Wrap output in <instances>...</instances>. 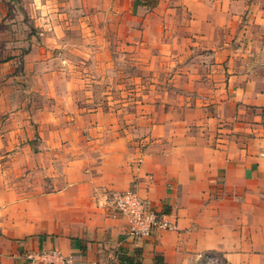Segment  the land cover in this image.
Masks as SVG:
<instances>
[{"label": "crops", "instance_id": "0c3cea01", "mask_svg": "<svg viewBox=\"0 0 264 264\" xmlns=\"http://www.w3.org/2000/svg\"><path fill=\"white\" fill-rule=\"evenodd\" d=\"M16 1L0 11L27 18L43 37L31 38L35 49L90 56L113 31L139 61L186 67L175 74L181 91L168 90L131 135L111 129L118 120L63 125L58 144L68 152L51 191L0 200V264H25L40 249L73 264H199L204 254L264 264V0ZM127 189L175 229L129 238L103 205L107 192Z\"/></svg>", "mask_w": 264, "mask_h": 264}, {"label": "rangeland", "instance_id": "374dc122", "mask_svg": "<svg viewBox=\"0 0 264 264\" xmlns=\"http://www.w3.org/2000/svg\"><path fill=\"white\" fill-rule=\"evenodd\" d=\"M10 1L0 0L1 7ZM13 1L19 8V1ZM5 12L0 11L2 201L10 203L51 191L60 154L68 152L58 144L63 125L72 124L76 131L88 118L110 125L118 120L123 126L111 129L131 135L133 121L147 120L154 105L164 102L168 90L181 91L182 79L175 74L181 75L177 71L186 64L164 59L139 61L133 49L116 44V32L105 36L110 45L102 53L94 47L85 56L79 48L83 53L70 57L68 47L33 48L31 38L43 37L26 17L22 20L19 14L10 17ZM141 128L146 129L143 123Z\"/></svg>", "mask_w": 264, "mask_h": 264}, {"label": "built area", "instance_id": "2783aa9c", "mask_svg": "<svg viewBox=\"0 0 264 264\" xmlns=\"http://www.w3.org/2000/svg\"><path fill=\"white\" fill-rule=\"evenodd\" d=\"M104 208L113 217L125 221V234L132 239L150 236L157 229H175L166 216L156 211L150 200L135 190H111L105 194ZM25 264H73L71 255H64L56 249L31 250L24 254ZM199 264H220L212 254H204Z\"/></svg>", "mask_w": 264, "mask_h": 264}, {"label": "trees", "instance_id": "16d2710c", "mask_svg": "<svg viewBox=\"0 0 264 264\" xmlns=\"http://www.w3.org/2000/svg\"><path fill=\"white\" fill-rule=\"evenodd\" d=\"M127 261V260H126ZM159 262H160V259L159 258H156L155 259V264H159Z\"/></svg>", "mask_w": 264, "mask_h": 264}]
</instances>
